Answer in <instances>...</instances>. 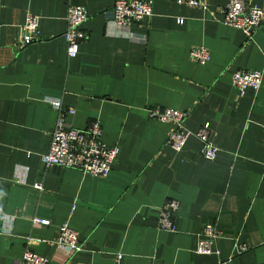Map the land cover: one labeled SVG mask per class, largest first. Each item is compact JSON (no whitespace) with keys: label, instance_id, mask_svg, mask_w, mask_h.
Returning <instances> with one entry per match:
<instances>
[{"label":"crops","instance_id":"0c3cea01","mask_svg":"<svg viewBox=\"0 0 264 264\" xmlns=\"http://www.w3.org/2000/svg\"><path fill=\"white\" fill-rule=\"evenodd\" d=\"M204 2L207 11L151 0L149 17L117 26L112 0H0V264H19L25 250L47 264H264V21L246 38L220 24L229 0ZM68 6L87 12L74 58L61 37ZM27 14L38 38L22 46ZM195 46L209 53L204 65L188 57ZM239 70H261L255 93L231 86ZM153 107L186 112L190 132L207 123L216 157H200L193 137L171 151V125L149 119ZM68 110V127L96 120L117 148L106 177L43 166ZM166 200L177 204L172 233L157 228ZM62 224L80 252L54 245ZM205 224L218 232L217 255L194 253Z\"/></svg>","mask_w":264,"mask_h":264},{"label":"built area","instance_id":"2783aa9c","mask_svg":"<svg viewBox=\"0 0 264 264\" xmlns=\"http://www.w3.org/2000/svg\"><path fill=\"white\" fill-rule=\"evenodd\" d=\"M177 5L188 8H197L207 11L204 0H175ZM151 15V0H112L107 15V21L117 26H130L137 24L141 19ZM87 19V12L80 6H68L65 15V29L61 34L64 42V50L67 58H74L78 52V46L85 39L81 32V25ZM264 21V9L259 8L243 0H229L222 11L220 24L240 31L246 38H250L253 31ZM181 20H177L181 24ZM20 45H28L38 38L37 19L27 14L21 24ZM189 59L199 65H204L209 59V53L203 46L192 47L188 52ZM261 70H239L231 76V86L239 95L246 90L256 92L260 86ZM50 107L59 110L58 102H51ZM149 119L170 124L171 130L166 137L165 144L173 152H179L188 138L193 137L199 144L198 154L205 160H213L217 154V148L209 140L208 124L204 123L195 132L186 130L183 126L186 112L169 108L153 107L146 110ZM72 114V111L57 114L49 134L47 151L40 156L44 167L73 169L82 175L95 178L107 176L111 164L116 155L117 148L109 147L101 142V127L96 120L88 122L84 129L68 127L64 122V115ZM264 134V124L261 126ZM40 189L37 184L33 185ZM177 204L173 200H166L157 211V228L165 232H173V218ZM45 220L33 218L31 225L46 226ZM218 232L212 224H205L196 241L195 254L217 255L215 240ZM54 245L64 248L71 253L80 252L81 247L78 235L66 224L58 228ZM120 256H117L118 260ZM48 259L32 251L25 250L19 264H47ZM217 264H227L220 262Z\"/></svg>","mask_w":264,"mask_h":264}]
</instances>
